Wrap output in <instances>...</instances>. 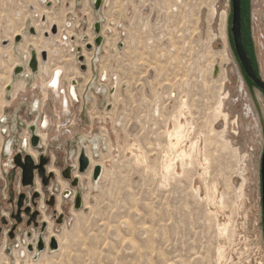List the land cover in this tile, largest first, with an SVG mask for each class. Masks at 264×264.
Masks as SVG:
<instances>
[{"label": "rangeland", "instance_id": "rangeland-1", "mask_svg": "<svg viewBox=\"0 0 264 264\" xmlns=\"http://www.w3.org/2000/svg\"><path fill=\"white\" fill-rule=\"evenodd\" d=\"M232 15V0H103L99 11L93 0H51V6L44 0H0V75L11 70L12 76L9 83L0 81L6 102L0 109L16 128L14 136L21 138L38 113L48 112L61 126L45 141L54 154L61 147L71 161L82 148L92 156L97 147L90 176L89 169L75 171L79 186L59 178L64 190L81 195L82 206L76 208L74 196L63 191L56 193L57 207L46 212L51 225L45 236L57 235L59 247L30 251L31 228L23 224L18 238L0 236V264H264V93L238 57ZM98 20L104 36L99 49ZM17 34L23 38L15 45ZM250 37L264 79V9L250 14ZM31 46L40 60L48 50L49 71L43 64L41 74L31 71ZM17 64L24 74L13 75ZM58 65L69 67L61 88L76 80L79 95L71 99L66 119L60 98L47 100V81ZM17 86L23 93L16 94ZM220 100L227 105L223 113ZM183 120L191 131L184 143L199 145L188 158L169 147L167 133ZM166 153L175 154L170 172L161 167ZM97 164L103 172L95 184ZM4 183L0 178V205L8 211ZM34 237L36 242L37 230Z\"/></svg>", "mask_w": 264, "mask_h": 264}, {"label": "flooded vegetation", "instance_id": "flooded-vegetation-1", "mask_svg": "<svg viewBox=\"0 0 264 264\" xmlns=\"http://www.w3.org/2000/svg\"><path fill=\"white\" fill-rule=\"evenodd\" d=\"M253 4L256 6V9H253ZM240 9L243 43L255 71L258 73V67L251 53L253 51V43L250 37V14H262L264 0H240ZM10 43L11 40L7 39L5 44L10 45ZM258 75L260 76L259 73ZM260 77L262 78V76ZM249 79L251 78L249 77ZM252 82L254 81L252 80ZM260 89L264 93V90L262 88ZM6 90L12 91L13 85H6ZM39 117L41 121L43 116L41 115ZM9 121L10 118L3 115L0 109V178L5 177L3 196L9 205L8 211H4L0 205V236L5 234L10 239H16L18 238V229L21 225L25 224L28 228H31L27 232V235L32 238V241L29 242V250L33 251L35 248L38 249L39 243H41L43 246L41 251H44L49 246V238L51 236L48 238L45 236L51 225L48 224L51 221L46 219L45 216L46 212L52 207H57L56 193L64 191L67 196L72 194L74 196V206L77 204L78 196L80 195L77 192L74 195L73 190H64L59 178L70 181V185L75 188L80 184L79 175L75 171L85 172L89 169L88 173L91 174L94 164H90L91 167L89 166L87 170L82 171L79 163L81 150L78 157L75 156L71 158V161H68V158L63 155L64 151L60 153L62 151L61 147H59L56 155L40 139L37 145H33L32 140L29 142L27 139L22 140L14 136V130L16 128L14 129L13 125H9ZM29 161L35 166L33 169V178L30 183L24 184L22 165L29 163ZM79 202L82 204V199ZM62 219L63 216L60 217V220ZM36 230L38 231V238L34 242L33 239L35 238Z\"/></svg>", "mask_w": 264, "mask_h": 264}, {"label": "water", "instance_id": "water-1", "mask_svg": "<svg viewBox=\"0 0 264 264\" xmlns=\"http://www.w3.org/2000/svg\"><path fill=\"white\" fill-rule=\"evenodd\" d=\"M103 3V0H93V5L96 9V11H99L101 8V5ZM48 6H51V0L47 1ZM232 10H233V15H232V26H231V31L233 34V39H234V45H235V49L236 52L238 54V57L241 61V64L245 70V72L247 73V75H249V77L260 87L264 90V79L261 78L258 73L255 71L253 64L251 62V59L245 49L244 43H243V39H242V31H241V14H240V0H232ZM43 20H46V16L42 17ZM95 28V32L97 34L96 38H95V44L96 46L99 48L101 46V44L103 43V35L101 34V29H102V24H101V20H98L95 22L94 25ZM30 31L32 33H36V29L34 26L30 27ZM58 31V27L56 24H53L52 26V32L54 34H56ZM45 36H49V32H45ZM23 38L22 34H17L14 38V42L15 45L19 44L21 39ZM7 41V39H6ZM4 40V42H6ZM92 45L90 43L87 44V48H91ZM79 51L81 50L80 48L78 49ZM32 54H31V58L29 60V67L31 68V71L33 73H36L37 71H39V56H38V52L35 48L32 49ZM41 56H42V60H47L48 58V52L47 50H42L41 51ZM79 60L81 61V68L85 69L86 68V64L84 62L85 57L83 55H80ZM24 70L25 67L23 65H17L15 66L14 69V74H24ZM74 84H76V80H74ZM35 125H33L31 127V130L33 131V137H32V143L33 145H37L39 142V137L35 134ZM79 163H80V167L82 171H85L89 168L91 162H90V158L87 154V152L85 151V149L83 148L80 154V158H79ZM23 183L24 184H28L32 181L33 178V169L35 166L32 165V163L29 161V163L23 164ZM40 173L42 174V171L40 170ZM102 173V168L100 164H97L95 166V168L93 169V179L97 180L99 179V177L101 176ZM261 192H262V205H263V216H264V151L262 154V160H261ZM78 202L75 205L76 208H80L82 206L80 199H81V195L78 196ZM49 247L50 249H57L59 247L58 241L56 239V237H52L49 243ZM43 248L42 244L39 243L38 246V250L41 251Z\"/></svg>", "mask_w": 264, "mask_h": 264}, {"label": "bare ground", "instance_id": "bare-ground-1", "mask_svg": "<svg viewBox=\"0 0 264 264\" xmlns=\"http://www.w3.org/2000/svg\"><path fill=\"white\" fill-rule=\"evenodd\" d=\"M35 48L36 50H37V48L35 47V46H31L30 47V49L31 48ZM46 50V49H45ZM47 52H48V50H47ZM92 55V54H91ZM39 56V55H38ZM26 57H28L29 59H30V53L28 54V55H26ZM89 57H91V56H89ZM88 58V57H87ZM48 59H49V52H48V58H47V60H40V58H39V70H40V74H41V68H43L44 66H45V68H46V70L48 69V71H49V69H50V66H49V64L48 65H46L47 64V61H48ZM89 61V60H88ZM41 64H43V65H41ZM17 65H19V64H17ZM16 65V66H17ZM50 65H51V63H50ZM57 69H55L54 70V72H53V75L48 79V81H47V88H48V95H47V100H48V97H49V99L51 98L53 101L54 100H56V99H59L60 98V100H61V102H62V105H63V107H64V111H63V117L65 116H67V115H69L68 113H69V97L72 99L74 96L76 97V95H77V92H76V89H75V84H74V80L72 81H70V85H69V87H68V95L67 94H64L65 92V90L63 89V88H61V76H62V74H63V70L64 71H67L68 70V66L67 65H64V66H60V65H58L57 67H56ZM26 70L28 71V72H26V75H29V73H30V71H29V69H27V67H26ZM76 70H78V69H76ZM47 71V72H48ZM10 72H11V70L9 71V73H7V75H0V81H2V80H4L5 81V83H9L10 82V80L12 79L11 77V74H10ZM40 76V75H39ZM75 76V75H74ZM43 78V77H42ZM42 80V79H41ZM44 82V81H43ZM42 83V82H41ZM241 85V89H242V91L244 92L245 91V85L241 82L240 83ZM25 85V84H24ZM5 86V85H4ZM18 88H15V91H16V94H19V93H23L22 91L25 89V88H20V86H17ZM43 87V86H42ZM45 88V87H44ZM43 88V89H44ZM37 89V88H36ZM33 90V89H32ZM41 91V90H40ZM39 91V92H40ZM55 91H57V92H55ZM61 91V92H60ZM15 94V95H16ZM44 96V95H43ZM46 96V95H45ZM44 96V97H45ZM232 98V97H231ZM231 101H228L229 103H228V106L229 105H232V103H233V99H230ZM43 101V100H42ZM49 101V100H48ZM47 101V102H48ZM51 101V100H50ZM56 102V101H55ZM6 102H3V90L2 89H0V105H3V104H5ZM45 103V102H44ZM226 103V102H225ZM46 104V103H45ZM50 104H52V103H50ZM49 104V105H50ZM55 104V103H54ZM37 106H38V102H36V104H35V108H37ZM45 106V105H44ZM186 106V100L185 101H183V104H182V107H185ZM225 106H227L226 104H225ZM224 106V102H223V100H220L219 101V112H222L223 113V111H222V108L223 107H225ZM45 108V107H44ZM51 108H53V107H51ZM186 108H188V107H185L184 109H186ZM227 108V107H226ZM63 109V108H62ZM224 109V108H223ZM250 109V108H249ZM45 110H46V108H45ZM50 110V109H49ZM59 110V109H58ZM236 110V109H235ZM52 111V110H51ZM226 111V110H225ZM231 111V110H230ZM187 112V111H186ZM186 112H184L183 111V113L185 114ZM237 112V111H236ZM52 113V112H51ZM244 113V112H243ZM184 114H183V116H184ZM55 115V114H54ZM224 116H225V118L227 119L228 118V112H226L225 114H223ZM39 116H41V113H38V117ZM43 117H42V120H43V118L45 119L44 120V124H45V126H47V125H49V128H48V130H53V123H54V120L50 117L51 115L47 112L45 115H42ZM53 116V115H52ZM56 116V115H55ZM221 116V115H220ZM230 116H231V114H230ZM57 117V116H56ZM59 117V116H58ZM182 117V116H181ZM67 118V117H66ZM69 118V117H68ZM187 118V117H186ZM39 119H40V117H39ZM72 119V118H71ZM180 119V118H179ZM234 119V118H233ZM239 119V118H238ZM42 120H41V122H42ZM68 120V119H67ZM189 120V119H188ZM230 120V119H229ZM176 121V120H175ZM66 122V121H65ZM64 122V123H65ZM183 122L184 123H182V122H178V124H177V126L176 127H174L173 129H171V128H169V130H167L168 132V135H170V142H169V144H170V146L169 147H171L172 149H174L175 151H177L178 152V154H180L182 157H184L185 156V158H186V156H187V158H188V156H191V151L193 150V148L195 147L196 148V146H195V143H196V141L195 142H193V143H190V144H188V145H186L187 143H184V140H185V138L188 136V133H190V132H188L187 133V131H188V129L189 128H187V126H186V128H187V130L184 128V124H185V122H188V121H184L183 120ZM256 122V121H255ZM71 123H72V121H71ZM231 123V122H230ZM233 124H230V125H234V124H236L237 123V121H236V119L235 120H233V122H232ZM55 124V123H54ZM68 124H70V123H68ZM67 124V125H68ZM227 124V123H226ZM58 126H59V124H57ZM170 125V124H169ZM169 125H168V127H169ZM228 125V124H227ZM257 125V124H256ZM171 126V125H170ZM240 126H242L241 124H240ZM239 126V127H240ZM55 127H57L56 126V124H55ZM61 127V126H60ZM59 127V128H60ZM63 127H65V126H63ZM236 127H237V125H236ZM235 127V128H236ZM226 128V127H225ZM228 128V127H227ZM261 128V127H260ZM238 129V128H237ZM257 129V128H256ZM47 130V131H48ZM226 130V129H225ZM45 131V130H44ZM63 131V130H62ZM229 131V130H228ZM259 131V130H258ZM26 132V131H25ZM41 132H42V130H41ZM229 132H231V131H229ZM228 132V133H229ZM257 132V131H256ZM43 133V136H44V138H47V134L46 133H44V132H42ZM235 134V133H234ZM190 135V134H189ZM236 135V134H235ZM261 136V135H260ZM190 137V136H189ZM188 138V137H187ZM201 141V140H200ZM230 141V140H229ZM232 141V140H231ZM185 142H188L187 141V139H186V141ZM233 142V141H232ZM184 143V144H183ZM197 144H199V142L197 143ZM188 146V147H186V146ZM1 146V145H0ZM199 146V145H198ZM197 146V148H199ZM201 146V145H200ZM1 148V147H0ZM87 148V147H86ZM196 148V149H197ZM29 149H31V148H29ZM171 150V149H170ZM195 150V149H194ZM92 151V156H91V153H90V149L89 148H87V154H88V156H89V158H90V162H91V165H95L96 164V160L95 159H93V154L95 153V152H97V147L95 146V149L94 150H91ZM138 151V150H137ZM175 151H173L174 153H177V152H175ZM31 152V151H30ZM172 152V151H171ZM193 152V151H192ZM141 154V151L140 152H138L137 154ZM195 153V152H194ZM33 155H34V153H33ZM167 155V156H166ZM166 158L164 157V160H162V164L163 165H161V167H163L164 169V171L166 172V171H169L170 172V170H173V162H172V160H173V158H174V155H172V153H171V155H172V157L171 158H169V156H168V154L166 153ZM202 155V154H201ZM177 156V155H176ZM179 156V155H178ZM168 157V158H167ZM177 158V157H176ZM180 158V157H179ZM200 159H204V158H200ZM176 160V159H175ZM183 160V159H182ZM192 160V159H191ZM199 161H201V160H199ZM198 161V162H199ZM207 161V160H206ZM206 161H203V162H206ZM178 162V161H177ZM183 162H184V160H183ZM186 162H188V161H186ZM200 163H202V162H200ZM184 164V163H183ZM91 165H90V167H91ZM94 165H93V167H94ZM101 165V164H100ZM175 165V164H174ZM205 165V164H204ZM185 166V165H184ZM181 167V166H180ZM203 167V166H202ZM101 168H102V172H103V167H102V165H101ZM183 168V167H182ZM176 170H178V169H176ZM175 170V171H176ZM179 171H180V168H179ZM183 171V170H182ZM172 172V171H171ZM178 172V171H177ZM179 174H180V172H179ZM168 175V174H167ZM88 176H90V174H88ZM100 178V177H99ZM95 184H97V180L96 181H93ZM215 184V183H214ZM64 187V186H63ZM212 189H214V188H212ZM211 189V190H212ZM216 189V188H215ZM210 190V192H212ZM214 191H216V190H213V193H214ZM218 191V190H217ZM215 194H219V193H216L215 192ZM212 196V195H211ZM217 196V195H216ZM219 196V195H218ZM212 197H214V196H212ZM211 197V198H212ZM221 197V196H220ZM216 198V197H215ZM214 198V199H215ZM218 198V197H217ZM220 199V198H219ZM220 205H222L223 206V204H221L220 202H219V206ZM219 207L217 206V210H219L218 209ZM221 208V207H220ZM51 223H49V225H50ZM228 226V225H227ZM226 226V227H227ZM226 227H224L223 226V228H226ZM227 229V228H226ZM50 230V229H49ZM225 230V229H224ZM224 230H221V231H224ZM48 236V235H47ZM52 237H56V239H57V241H58V244H59V240H58V238H57V235H53ZM48 238V237H47ZM50 248V247H49ZM52 251H55V249H51ZM223 251V250H222ZM222 253H224V252H222ZM238 264V263H237Z\"/></svg>", "mask_w": 264, "mask_h": 264}, {"label": "built area", "instance_id": "built-area-1", "mask_svg": "<svg viewBox=\"0 0 264 264\" xmlns=\"http://www.w3.org/2000/svg\"><path fill=\"white\" fill-rule=\"evenodd\" d=\"M45 2H47V1H50V0H44ZM41 17H43V16H41ZM57 25V24H56ZM53 26V25H52ZM58 27V26H57ZM52 28V27H51ZM48 32V31H47ZM59 32V28H58V31H57V33ZM102 34V33H101ZM103 35V34H102ZM97 36V35H96ZM96 38V37H95ZM103 38H104V36H103ZM94 41H95V39H94ZM104 41V40H103ZM88 43H90L91 44V42H87L86 43V46H87V44ZM103 44V43H102ZM102 44H101V46H102ZM92 45V44H91ZM96 45V44H95ZM100 46V47H101ZM93 47V46H92ZM91 47V48H92ZM97 47V46H96ZM99 47V48H100ZM81 49L80 51L78 50V49ZM90 48V49H91ZM98 48V47H97ZM98 48V49H99ZM78 49H77V51H79V52H81L80 54H79V56L80 55H83L84 57H85V60H86V54L83 52V48H81V46H79L78 47ZM89 49V50H90ZM78 56V57H79ZM85 60H84V62H85ZM40 61V60H39ZM85 64H86V62H85ZM86 68H87V64H86ZM76 86L77 85H75V88H76ZM63 88H65V87H63ZM65 90L67 91L68 90V88H65ZM78 97H79V95H78V93H77V95H76V97L74 96L73 97V99L75 100V101H77L78 100ZM81 97V96H80ZM71 102H72V100H71V98L69 97V106H70V104H71ZM64 108V107H63ZM69 114V113H68ZM45 115V114H44ZM68 116V115H67ZM53 120H54V118L53 117H51ZM64 119H66L65 117H64ZM44 118H43V120H42V122H40V120H33V121H31V123L28 125L29 127H28V129L26 130V133H25V135H22L21 136V139L22 140H28L29 142L32 140V137H33V131L31 130V127L33 126V125H35L36 127H35V134L39 137V139H40V141L41 142H43V143H45V141H47V139H48V135H49V132H50V130H48V128H49V125H47V126H45V124H44ZM72 120V119H71ZM71 120L70 119H68V123H71ZM67 122L63 125L62 123V125L63 126H66V124H67ZM54 123L56 124V122L54 121ZM52 124L53 126H55V124ZM57 125V124H56ZM58 127H60V124H59V126ZM67 127V126H66ZM41 130H42V132H44V133H46L47 134V138H44V136H43V133L41 132ZM45 130V131H44ZM48 130V131H47ZM83 149V148H82ZM82 149H81V151H82ZM85 149V148H84ZM85 151L87 152V149H85Z\"/></svg>", "mask_w": 264, "mask_h": 264}, {"label": "trees", "instance_id": "trees-1", "mask_svg": "<svg viewBox=\"0 0 264 264\" xmlns=\"http://www.w3.org/2000/svg\"><path fill=\"white\" fill-rule=\"evenodd\" d=\"M248 78H249V76L248 75H246Z\"/></svg>", "mask_w": 264, "mask_h": 264}]
</instances>
